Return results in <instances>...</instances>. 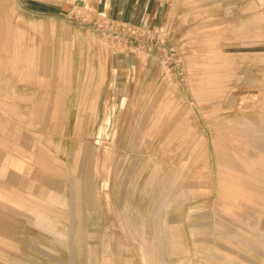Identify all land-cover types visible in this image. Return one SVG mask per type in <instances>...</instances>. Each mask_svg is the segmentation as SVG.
I'll list each match as a JSON object with an SVG mask.
<instances>
[{
    "label": "rangeland",
    "instance_id": "374dc122",
    "mask_svg": "<svg viewBox=\"0 0 264 264\" xmlns=\"http://www.w3.org/2000/svg\"><path fill=\"white\" fill-rule=\"evenodd\" d=\"M167 2L0 0V264H264V0Z\"/></svg>",
    "mask_w": 264,
    "mask_h": 264
},
{
    "label": "crops",
    "instance_id": "0c3cea01",
    "mask_svg": "<svg viewBox=\"0 0 264 264\" xmlns=\"http://www.w3.org/2000/svg\"><path fill=\"white\" fill-rule=\"evenodd\" d=\"M208 1H211L209 6H212L213 0H208ZM173 6H174V4H173ZM169 7H170V3L167 2V0H108V4L104 5V9L108 8L110 10V14H112L114 11H116V14H118V15H121V14L127 15L128 21H132V19H134L136 16L142 17L140 20V21H142V19L144 17H147L149 15H156V14L163 12V11L166 12L169 9ZM209 8L211 9L212 7H209ZM1 60H3V52L1 54V51H0V62H1ZM258 63L264 64V58H259ZM1 64L2 63H0V79H2V73H3V69L1 68V66H2ZM247 79L248 78H246V77L241 78L240 76H239V79L236 80L237 82H233L234 79H232V81H230V83L228 85H226L225 91H227L228 89L233 91L235 88H241L243 86H246ZM252 85H253L252 90H254L257 95L264 94V72L260 71V69H259V72H257L254 75V77L252 78ZM262 105L259 108V112H260L259 118L256 121L257 125H255L253 128L254 135H252L254 153L256 152L258 154L259 160L264 159V103ZM218 149H219L220 157H221V149L219 147H218ZM261 166L264 167L263 165H261L259 163L260 168L258 171L260 173H258V174L264 175V168H262ZM254 182H256V181H254ZM259 183L261 184V180H259ZM263 183H262L263 187H260V189L257 191V192H259V195H258L259 201H261V200L264 201V184ZM261 191H263V195H261ZM6 192H8V191H6ZM20 204L21 203H19V205ZM257 223L258 224L263 223L261 217H258ZM87 226H88L87 223H83V227H87ZM86 235L90 236V239H93L96 241H100L102 239V237H100V236H104L103 238H108L109 240H112L113 238H115V237H112L111 234L109 237H107L106 234L103 235V233H101L99 231H94V232L82 233V236H83L82 238L84 240L89 239V237H85ZM259 236H260V231H259L258 237ZM102 246H104V244H102L100 242H96V243H93V246L91 247V249H89V248L81 249L79 251L80 253H79L78 259H77V261L79 262L78 264H114L116 262L115 256L117 255V253H116L117 249L115 248V245L114 246H108V248H104V247L102 248ZM99 249H101L100 255H99V252H100ZM237 254L243 255V253H241V252H238ZM15 255H18V254H15ZM61 256H63V255H61ZM99 256L102 257L101 263L98 262ZM61 264H65V263H61Z\"/></svg>",
    "mask_w": 264,
    "mask_h": 264
}]
</instances>
